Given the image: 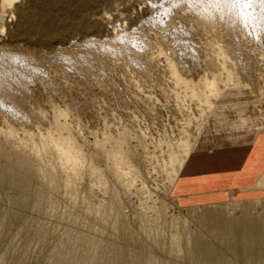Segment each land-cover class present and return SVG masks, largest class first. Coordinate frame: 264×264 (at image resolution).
Instances as JSON below:
<instances>
[{"label": "rangeland", "instance_id": "374dc122", "mask_svg": "<svg viewBox=\"0 0 264 264\" xmlns=\"http://www.w3.org/2000/svg\"><path fill=\"white\" fill-rule=\"evenodd\" d=\"M6 10L0 0V264H264V172L217 201L174 190L193 150L264 136V0H15ZM218 45L242 81L224 73L204 114L176 106L166 58L188 79L211 78ZM186 120L189 138L199 127L187 154ZM58 138L78 153L74 166ZM17 157L33 174L14 183Z\"/></svg>", "mask_w": 264, "mask_h": 264}, {"label": "crops", "instance_id": "0c3cea01", "mask_svg": "<svg viewBox=\"0 0 264 264\" xmlns=\"http://www.w3.org/2000/svg\"><path fill=\"white\" fill-rule=\"evenodd\" d=\"M264 172V136L214 150H193L174 183V190L189 201L212 202L227 190L252 189Z\"/></svg>", "mask_w": 264, "mask_h": 264}, {"label": "bare ground", "instance_id": "6f19581e", "mask_svg": "<svg viewBox=\"0 0 264 264\" xmlns=\"http://www.w3.org/2000/svg\"><path fill=\"white\" fill-rule=\"evenodd\" d=\"M15 0H1V9L3 12H6L8 7H11L13 2ZM218 1V0H217ZM149 2V1H148ZM144 3V2H143ZM152 3V2H151ZM245 3V2H244ZM253 4V3H252ZM239 5V4H238ZM236 6V5H235ZM253 8V7H252ZM237 9V8H236ZM119 11V9H118ZM229 11V10H228ZM239 12V11H238ZM115 13V12H114ZM211 14V13H210ZM264 14V13H263ZM116 15V14H114ZM118 15V14H117ZM251 16V15H250ZM228 18V17H227ZM207 19V18H206ZM236 20V19H235ZM204 21V20H203ZM229 21V20H228ZM237 21V20H236ZM175 23V22H174ZM200 23V22H199ZM214 23V22H213ZM166 24V23H165ZM211 24V23H210ZM216 24V23H215ZM125 26V25H124ZM235 26V25H234ZM250 27V26H249ZM231 29V28H230ZM229 29V30H230ZM251 29V28H250ZM213 30V29H212ZM237 31V30H236ZM246 32V31H245ZM204 39V38H203ZM213 40V39H212ZM203 42V41H202ZM207 42V41H206ZM212 42V41H211ZM219 42V40H218ZM246 42V41H245ZM215 43V42H214ZM219 44V43H218ZM230 44V43H229ZM214 46V45H213ZM215 47V46H214ZM213 47V48H214ZM261 47V46H260ZM160 48V47H159ZM162 48V47H161ZM212 48V47H211ZM225 49V48H224ZM222 49L219 47V45L215 48L214 51V62L218 66L217 70L215 73L212 75L211 78L208 77H203L197 79V81H193L192 78L188 79L184 77L185 75L182 76L181 72H179L176 64L170 60L169 58H166V67L168 68L167 70L169 71L172 79H173V91L174 95L171 97L169 95V99L173 98V102L175 103L176 106L178 107H185L186 108V103L193 101L196 106V110H200L201 114L206 113L208 110H211L213 106L215 105L216 100L219 98V95L221 94L222 89L219 87L220 82H223L222 75L225 73L227 80L233 81L235 84H239L242 80V67L237 65V63H233L231 65V68H228L225 66L227 61L234 60L231 54L228 51ZM200 50V49H199ZM212 51V50H211ZM162 52L159 51L158 54H161ZM172 53V52H171ZM157 54V55H158ZM193 54V53H192ZM168 55V54H167ZM212 55V54H211ZM172 56V55H171ZM244 56V55H243ZM236 59V58H235ZM263 59V58H261ZM260 59V60H261ZM242 62V61H241ZM244 62V60H243ZM259 62V61H258ZM179 63V62H178ZM231 63V64H232ZM240 63V62H239ZM214 64V65H215ZM243 64V63H242ZM185 65V64H184ZM205 66V65H204ZM243 66V65H242ZM263 66V65H262ZM184 67V66H183ZM188 67V66H187ZM216 67V66H215ZM241 67V68H240ZM260 67V66H259ZM190 68V67H189ZM216 69V68H215ZM252 69V68H251ZM248 70V69H247ZM184 71V70H183ZM264 71V70H262ZM164 72V71H163ZM205 72V71H204ZM189 73V72H187ZM199 73V72H198ZM245 73V72H244ZM249 73V71H248ZM264 73V72H263ZM186 74V73H185ZM206 74V73H205ZM208 74V73H207ZM206 74V75H207ZM246 74V73H245ZM258 74V73H257ZM196 75V74H195ZM202 75V74H201ZM211 75V74H210ZM260 75V74H259ZM169 76V75H168ZM225 76V75H224ZM263 76V75H262ZM261 76V77H262ZM199 77V76H198ZM260 77V76H259ZM170 78V77H169ZM244 78V77H243ZM167 79V78H166ZM251 79H253L251 77ZM168 80V79H167ZM257 80V79H256ZM260 80V79H259ZM257 80V81H259ZM172 81V80H170ZM255 81V79H254ZM244 82V81H243ZM256 82V81H255ZM245 83V82H244ZM257 83V82H256ZM259 83V82H258ZM261 83L264 85V78H261ZM242 84V83H241ZM246 85V84H245ZM259 85V84H258ZM257 85V86H258ZM243 86V85H241ZM245 87V86H244ZM261 87V86H260ZM259 87V88H260ZM171 88V87H170ZM169 88V89H170ZM171 88V90H172ZM253 89V88H251ZM255 90V89H254ZM258 90V89H257ZM261 90V89H260ZM259 92V91H258ZM261 92V91H260ZM171 97V98H170ZM167 100V99H166ZM165 101V100H164ZM172 101V99H171ZM171 103V102H170ZM173 104V103H172ZM190 104V103H189ZM192 104V103H191ZM177 110V109H176ZM184 110V109H183ZM181 111V109H180ZM182 112V111H181ZM184 114V113H183ZM182 114V115H183ZM190 114V113H189ZM189 128H190V120H186L184 123V127L181 129V134L178 139V143L183 145V149L185 154H187L188 150L190 149L191 142H193L199 132V127H195V133L192 138H189ZM187 132V133H186ZM187 135V137L183 138L184 135ZM179 136V135H178ZM191 140V141H190ZM55 146L57 147V151L59 156L65 161L69 162L72 166L76 164V162L79 160V155L78 153L73 151L72 146L67 140L58 138L55 141ZM184 154V156H185ZM112 157L115 161V163H118L117 158V153H112ZM18 160L16 161L17 164L14 167H17L16 170L17 172L14 174V179L13 182H19L24 180V178H29L32 176V167L31 164L26 161V159L22 157H17ZM13 167V168H14ZM13 170V169H12ZM91 176L100 177V174L95 171L91 170L90 173ZM264 178V176L262 177ZM261 180V179H260ZM260 184V183H259ZM17 210V209H16ZM227 232H228V228ZM67 252V251H66ZM63 256V255H62ZM68 256V255H66ZM61 257V256H60ZM66 258V257H65ZM64 261V260H63ZM66 261V260H65ZM64 261V262H65Z\"/></svg>", "mask_w": 264, "mask_h": 264}]
</instances>
